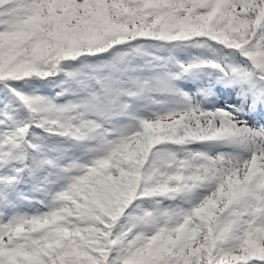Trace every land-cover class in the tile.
<instances>
[{
    "label": "snow or ice",
    "instance_id": "6c2138e0",
    "mask_svg": "<svg viewBox=\"0 0 264 264\" xmlns=\"http://www.w3.org/2000/svg\"><path fill=\"white\" fill-rule=\"evenodd\" d=\"M0 264H264V0H0Z\"/></svg>",
    "mask_w": 264,
    "mask_h": 264
}]
</instances>
